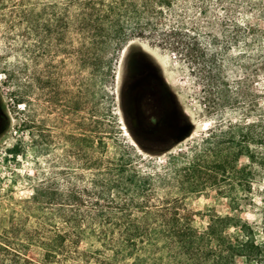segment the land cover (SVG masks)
<instances>
[{
    "label": "rangeland",
    "instance_id": "1",
    "mask_svg": "<svg viewBox=\"0 0 264 264\" xmlns=\"http://www.w3.org/2000/svg\"><path fill=\"white\" fill-rule=\"evenodd\" d=\"M134 50L159 65L188 120L184 136L163 149L140 142L124 109L123 72ZM0 100L8 119L0 244L27 245L28 234L52 228L59 206L90 209L71 204V191L85 189V199L94 181L122 166L124 177L151 176L148 210L168 208L181 224H166L160 212L131 225L80 219L78 247L90 255L73 264H225L162 242L103 247L92 234L119 226L205 230L228 217V232L238 222L264 242V143L250 142L264 126V0H0ZM248 136L255 162L236 157ZM28 252L43 254L38 246Z\"/></svg>",
    "mask_w": 264,
    "mask_h": 264
},
{
    "label": "trees",
    "instance_id": "2",
    "mask_svg": "<svg viewBox=\"0 0 264 264\" xmlns=\"http://www.w3.org/2000/svg\"><path fill=\"white\" fill-rule=\"evenodd\" d=\"M192 47L189 48V52ZM261 123L240 125V128H253L261 126ZM260 132L250 137V142L264 143V126ZM243 137V136H242ZM245 138V137H244ZM246 144L238 143L236 157L245 153L250 162H255V154L251 152ZM262 141V142H258ZM244 151V152H243ZM219 160L218 156H216ZM220 161V160H219ZM264 162V159L261 160ZM260 162V163H261ZM246 169H238L237 174L242 176ZM116 175L108 169L106 182L94 181L90 190L91 194L82 199V190H72L69 202L71 204H85L90 209L68 211L63 206L54 209L57 211L56 223L47 231H34L28 234L26 244H0V264H73L76 259L88 257L87 251L78 247V241L82 235L80 232V219L85 221L98 220L105 224L131 225L137 221L148 223L157 213H163L166 224H181V218L169 212L168 208L150 211L153 206L150 193L153 190L151 176H142L135 170H131L125 177V167H119ZM240 178V177H239ZM99 183V184H98ZM78 191V192H77ZM49 203V202H48ZM139 210L141 217L133 212ZM141 218V219H140ZM230 218H222L217 223L222 227L214 226V222L205 230H199L190 226L168 229H140L119 226L118 229L93 230L92 234L103 247L109 246L113 249H136L145 243L162 242L169 247H176L183 255L196 257L205 262L210 258L225 264H234L235 258H243L246 264L253 260L264 258V242L256 241V238L247 234L242 224H234L235 230L228 232L225 225ZM185 221L189 224L190 217ZM184 221V222H185ZM237 225V226H236ZM239 227V228H238ZM38 246L43 250L41 256H29V247ZM114 255H117L115 253Z\"/></svg>",
    "mask_w": 264,
    "mask_h": 264
},
{
    "label": "flooded vegetation",
    "instance_id": "3",
    "mask_svg": "<svg viewBox=\"0 0 264 264\" xmlns=\"http://www.w3.org/2000/svg\"><path fill=\"white\" fill-rule=\"evenodd\" d=\"M123 105L136 137L151 149H163L182 138L188 120L179 108L159 65L134 50L125 61L122 79ZM0 100V136L8 127Z\"/></svg>",
    "mask_w": 264,
    "mask_h": 264
},
{
    "label": "bare ground",
    "instance_id": "4",
    "mask_svg": "<svg viewBox=\"0 0 264 264\" xmlns=\"http://www.w3.org/2000/svg\"><path fill=\"white\" fill-rule=\"evenodd\" d=\"M160 61H162V60H160ZM160 64V63H159ZM163 66V65H162ZM166 73H168V72H166ZM165 74V73H164ZM165 77V76H164ZM171 76L169 75V73L168 74H166V79L169 81V82H171L172 80H171V78H170ZM171 84V83H170Z\"/></svg>",
    "mask_w": 264,
    "mask_h": 264
}]
</instances>
